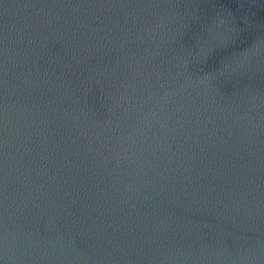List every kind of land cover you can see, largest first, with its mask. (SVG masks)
Returning <instances> with one entry per match:
<instances>
[{
  "label": "water",
  "instance_id": "95a60500",
  "mask_svg": "<svg viewBox=\"0 0 264 264\" xmlns=\"http://www.w3.org/2000/svg\"><path fill=\"white\" fill-rule=\"evenodd\" d=\"M0 264H264V0H0Z\"/></svg>",
  "mask_w": 264,
  "mask_h": 264
}]
</instances>
